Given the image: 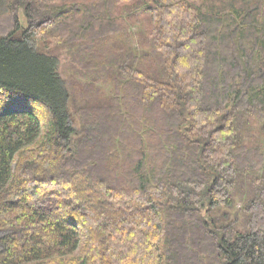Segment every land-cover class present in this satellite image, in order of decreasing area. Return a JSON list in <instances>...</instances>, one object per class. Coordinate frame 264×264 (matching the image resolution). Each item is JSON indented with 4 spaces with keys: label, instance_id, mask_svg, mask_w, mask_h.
I'll use <instances>...</instances> for the list:
<instances>
[{
    "label": "trees",
    "instance_id": "trees-1",
    "mask_svg": "<svg viewBox=\"0 0 264 264\" xmlns=\"http://www.w3.org/2000/svg\"><path fill=\"white\" fill-rule=\"evenodd\" d=\"M257 131L264 0H0V264H264Z\"/></svg>",
    "mask_w": 264,
    "mask_h": 264
},
{
    "label": "rangeland",
    "instance_id": "rangeland-1",
    "mask_svg": "<svg viewBox=\"0 0 264 264\" xmlns=\"http://www.w3.org/2000/svg\"><path fill=\"white\" fill-rule=\"evenodd\" d=\"M22 15L23 14H22V10H21V11H19V15L18 16H19L20 20L22 21V23L25 25V19H24V16H22ZM64 64H65V61H64ZM79 80H81V79L79 78ZM75 90L78 91L79 88L76 87ZM75 90H73V91H75ZM255 135H256L255 138L248 142V146L263 148L264 147V134H262V133L260 134L257 131V132H255Z\"/></svg>",
    "mask_w": 264,
    "mask_h": 264
}]
</instances>
